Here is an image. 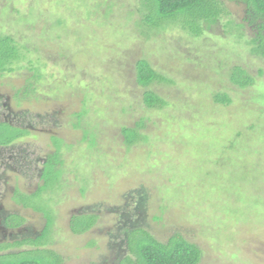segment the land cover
Returning a JSON list of instances; mask_svg holds the SVG:
<instances>
[{
  "label": "rangeland",
  "instance_id": "1",
  "mask_svg": "<svg viewBox=\"0 0 264 264\" xmlns=\"http://www.w3.org/2000/svg\"><path fill=\"white\" fill-rule=\"evenodd\" d=\"M141 1L0 0V35L22 53L0 76V122L30 132L0 148V211L25 220L13 236L0 231L10 246L0 255L37 250L15 245L36 241L50 217L39 249L63 264H116L134 225L161 243L181 234L200 264H264V58L252 52L245 6L227 2L229 16L196 38L143 28ZM139 60L170 81L154 87L162 110L142 102ZM234 67L254 84H232ZM218 94L231 103L215 104ZM138 124L145 139L129 148L122 129ZM53 138L63 164L43 197L24 199L36 212L17 196L43 185ZM88 214L96 226L74 235L72 217Z\"/></svg>",
  "mask_w": 264,
  "mask_h": 264
},
{
  "label": "trees",
  "instance_id": "2",
  "mask_svg": "<svg viewBox=\"0 0 264 264\" xmlns=\"http://www.w3.org/2000/svg\"><path fill=\"white\" fill-rule=\"evenodd\" d=\"M236 3L245 6L244 22L251 28L253 38L251 45L253 53L264 58V0H142L139 13L140 25L146 30L160 32L171 26H177L189 35L200 38L210 30L222 18L229 16L226 3ZM22 53L16 41L7 35H0V76L14 72V66L21 62ZM37 72V71H36ZM37 75V74H36ZM230 82L239 88H247L254 84V79L247 72L234 67L230 72ZM170 81L153 69L147 60H139L136 63V84L143 89L142 102L148 110H162L167 106L165 100L156 92L155 86L169 84ZM33 85L28 84L25 91L28 93ZM214 103L227 106L231 100L224 94H218L213 98ZM83 114L78 115V123ZM142 124L136 128H123L127 147H133L143 138L140 134ZM30 132L25 128L15 127L8 121L0 122V148H8L18 141L28 137ZM88 137V132L85 138ZM55 152L47 157L44 162L41 179L43 185L31 196L18 195V202L26 208H32L36 212H42L43 208L35 204L27 203L25 198L36 199L43 197L51 182L60 173L62 162V141L53 138ZM144 199H140L142 208ZM46 218H47V214ZM126 219V218H124ZM48 224L41 237L31 242L25 240L15 246L33 243L37 250L18 254L0 255V264H63V259L53 251H40L39 246L46 239L52 221L49 217ZM98 217L94 214L73 216L70 229L74 235H83L91 231L97 224ZM25 220L17 215L10 217L8 225L12 228H20ZM125 248L118 256L116 264H200L202 251L200 248L187 241L181 234H174L166 243L159 242L149 231L141 226L134 225L124 232ZM10 246L0 247V250Z\"/></svg>",
  "mask_w": 264,
  "mask_h": 264
},
{
  "label": "flooded vegetation",
  "instance_id": "3",
  "mask_svg": "<svg viewBox=\"0 0 264 264\" xmlns=\"http://www.w3.org/2000/svg\"><path fill=\"white\" fill-rule=\"evenodd\" d=\"M13 126H15V125H13ZM15 127H17V126H15ZM2 215H3V217H2V222L0 223V231L2 230L3 236H5L7 234L10 236H13V232L15 230H19V228H12L8 225V222L10 223V217H11L10 215L3 213V211L2 212L0 211V218ZM12 216H15V215H12Z\"/></svg>",
  "mask_w": 264,
  "mask_h": 264
}]
</instances>
